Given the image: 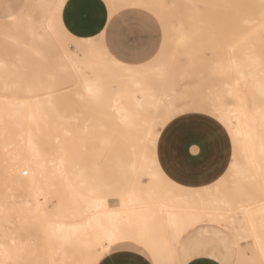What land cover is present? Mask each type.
I'll return each instance as SVG.
<instances>
[{"label": "rangeland", "instance_id": "1", "mask_svg": "<svg viewBox=\"0 0 264 264\" xmlns=\"http://www.w3.org/2000/svg\"><path fill=\"white\" fill-rule=\"evenodd\" d=\"M105 1L109 16L122 8L137 6L152 13L161 25L162 45L158 54L149 63L131 65L136 67L137 72L125 73L123 69L130 64L121 62V67L111 62L108 57L114 56L103 44L102 36L94 37L93 42H85L75 38L84 35L70 36L66 33L65 27L59 26L63 24L59 18L60 12H53L48 6L40 4L42 0H0V57L16 63L17 66L15 63L14 66L18 74L10 76V79H15L16 75L20 79L17 85H10L6 91L1 89L3 86L0 83V95L7 98L2 101H11L13 96L15 100L28 98L33 101L29 98L34 96L35 101L37 97H42L44 102L45 94L50 91L54 96L53 102H58L53 104L59 108L63 106L59 111L62 120L58 116L53 118L60 120L59 129L51 130L48 134H51L54 144H65L67 177L70 181L66 187L60 178L42 183L39 186L42 190L36 194L35 187L20 186L0 176L1 239L14 237V245L25 241V246L36 251L44 264H65L61 256L52 258L48 255L50 248L52 251L57 246L51 243L43 226L49 221H84L90 214L85 200L95 198L101 201L96 213L111 209L123 212L125 228L136 232L141 220H146L152 229L149 239L140 241L143 244L150 246L158 243L162 246L172 231L167 219L173 214L178 221L191 222L178 245L179 258L198 253L197 256L211 257L217 264H264V151L260 168L251 166L248 176L237 171L239 163L250 165L247 164L249 158L245 157L242 143L235 140L219 112L220 103L231 104L233 108L238 104L242 106L241 110H249L253 118L259 121L263 119L264 91L256 90L251 76L247 78L246 68L240 70L233 63L246 62L249 53L259 55V65L254 68L253 74L258 72L264 87V0ZM141 1L145 2L144 6ZM10 5L15 10H24L22 23L25 26L38 25L44 15L55 16L56 31L36 43L42 55L27 50L22 55L23 51L18 46L1 35L2 30L14 27V22L4 17V8ZM23 27H20L21 31ZM30 39L25 36V40ZM17 52L21 54L20 62L16 61L20 60ZM66 52L78 56L82 73L73 69L63 71L61 63ZM22 60L29 64L23 62L26 64L23 67ZM32 60L36 63L33 64ZM91 61L93 63L89 66L87 63ZM22 67H27L32 76L38 73L34 74L37 79ZM4 70L6 68L1 71ZM86 70L98 74L102 70L100 76L107 85L104 86L105 90L102 86L101 96L108 93L106 97L102 96V100L101 96L94 101L93 98L77 95V92L85 93L83 79L87 76ZM25 72L30 75V80ZM107 72H110L109 76ZM2 73L5 77L6 72ZM98 74L95 73L100 77ZM111 74H116L115 80H110L114 78ZM243 75L245 77L240 82ZM237 77H241L239 83ZM102 78L99 81L103 85ZM20 81L21 85L28 84L29 87L32 82L34 91L28 93L27 87L24 89L19 85ZM226 83H231V87ZM118 92L121 97L118 103L133 114L137 113L133 118L140 114L141 120L139 116L137 121L134 118L132 123H122L116 118L115 110L110 105L116 96L114 93ZM9 96L11 98L8 99ZM237 113L242 120L247 118ZM194 118L200 119L201 131L210 148L222 151L225 156L224 167L217 179L198 188L184 187L168 177L157 156L161 132L170 128L173 122ZM28 126L26 124V129ZM63 126L70 131L67 133L60 129ZM259 133L264 136V126H260ZM23 134L28 133L24 130ZM57 135L61 136L55 139ZM240 139L246 141L242 136ZM56 149L61 151L60 147ZM44 150L49 148L45 147ZM59 152L55 153L56 157ZM144 158L150 164L147 171H141L136 165L138 160ZM153 161L155 163L151 164ZM152 169L158 171L157 179H152L148 174ZM24 173L25 177L29 175ZM104 218L107 220V217ZM126 242L145 251L144 247L130 240L118 244ZM238 243H241V247Z\"/></svg>", "mask_w": 264, "mask_h": 264}, {"label": "bare ground", "instance_id": "2", "mask_svg": "<svg viewBox=\"0 0 264 264\" xmlns=\"http://www.w3.org/2000/svg\"><path fill=\"white\" fill-rule=\"evenodd\" d=\"M143 2H142V4L144 6L145 2L144 3ZM65 3H66V0H54V1H49V2H41L40 4H42L44 6H48V8L50 10H52L53 12H55V11L61 12ZM23 11L24 10L20 9L14 13H11L7 17H5L7 20L14 22V25H13L14 27L13 28L7 27L6 29L2 30L1 35H3L8 40V42L12 41L14 43V45L18 46L19 50L23 51L22 55H24V52H26L24 50L31 51V52L36 53L38 55L39 54L42 55V50L36 46V43H38V41L43 39L45 36H49L56 31L57 25L55 22V16L54 15H52V16L44 15L39 20L38 25H36V26L35 25L34 26L26 25L25 26L22 23L23 22L22 21ZM59 26L61 28L65 27L64 23L63 24L60 23ZM20 27H23V31H21ZM263 29H264V27H263ZM100 33H102V32H100ZM25 36H29L31 39L25 40ZM100 36H102V35H100ZM94 37L95 36H92V35H84V36L75 37V38H77L81 41H85V42H93ZM244 37H246V36H244ZM254 38H255V36H254ZM259 38L261 39L260 36H259ZM181 39H182V37H181ZM13 43H12V45H13ZM97 53H99V52H97ZM18 54H20V52H17V55ZM104 54H106V53H104ZM263 54H264V52H263ZM18 58H20V60H16V61L20 62L21 61V54L19 55ZM40 58L42 59L43 57H40ZM108 58H110L111 62H113L114 64L120 65L122 67V65H121L122 61H120L119 59H117L115 57H113V58L108 57ZM259 59H260L259 55L249 53V55H247V61L246 62L240 63L239 61H234L233 65L235 66V68H238L240 70L241 69L245 70V68H246L245 73L247 72V74H248L247 78L249 79V77L251 76L250 79L252 80V82H254L256 90L262 92V91H264V87L262 86L260 77L258 76V72H254V74H253L254 68L257 65H259ZM63 60L64 61L61 63V66L63 67V71L68 70V69H73V70H77V71L81 72V70H83L82 66H81V61L78 58V56H76L75 54H72L70 52H66L63 56ZM110 60H109V62H110ZM97 61H99V60H97ZM23 62L27 63V61L22 60L21 63L23 64ZM14 63L15 62H13V61L8 62L3 57H0V83L2 84L1 86H3V87H1V89L3 88L5 91L7 88L10 87V85H13V84L17 85V83L20 80V79L18 80L17 75L15 77V79L17 78L16 79L17 81L14 78H13L14 80L10 79V76L12 77V75L15 76L16 73L18 74V72L16 71L18 69H16L17 67H15L17 65L15 63V66H14ZM21 63H19V65ZM34 63H36V62L33 61V64ZM92 63H93V61H91L87 64L89 66H91ZM99 63H101V61L98 62V64ZM27 64H29V62ZM24 65L26 66V64H23V67H24ZM30 65H32V63ZM11 67H13L14 69ZM33 67H34V65H33ZM86 67H87V65H86ZM5 68H6V71L5 70L1 71ZM7 68H9L8 70H11V71H7ZM29 68H32V67H29ZM101 68H102V65H101ZM20 69H21V65H20ZM26 69H27V72L30 74L29 69L27 67H26ZM26 69H24V70H26ZM105 69H104V71H105ZM39 70H41V69H39ZM123 70H125L124 71L125 73L126 72H129V73L137 72L136 67H133L131 65L125 66V69H123ZM32 71H31V73H32ZM69 71H68V73H69ZM101 71H99L100 73L98 74V72L86 70L87 76H86L85 72L83 73L86 76L83 79V83H84L83 88H84L85 93L77 92L78 93L77 95H79V97L87 96V97L93 98L94 101H95V99L99 100V97L101 96V93H102V86L105 90L104 86L107 85V83L105 84V82H104L105 80H103L102 76H100ZM108 71H110V70H108ZM2 72H6L5 77H3ZM21 72H23V71H21ZM37 72H38V70H37ZM23 73H21V74H23ZM95 73L98 74L102 78L101 81H103V85L99 81L100 77L96 76ZM105 73H106V71H105ZM109 73L107 72V75ZM240 73L244 74L243 71H240ZM25 74H26V72H25ZM25 74H23V75H25ZM34 74H33V76H34ZM36 74H38V73H36ZM30 75H27L29 78L28 80H30V77H29ZM111 75L114 78L110 79V80H115L116 74L115 75L111 74ZM33 76L31 75L32 78H33ZM41 76H44V75H41ZM245 76H246V74H245ZM245 76L243 75L242 78L237 77L236 80L238 81L241 78V80H240V82H241ZM139 77H141V76H139ZM23 78L25 79L24 76H23ZM34 78L37 79V77H35V76H34ZM226 79H224V82H226ZM38 81H39V79H38ZM46 81H47V79H46ZM121 81H122V79H121ZM237 81H235V83ZM39 82H41V81H39ZM39 82H38V84H42ZM243 82H245V81H243ZM26 83L27 82H25V84ZM45 83L46 82H43V84H45ZM137 83H139V82H137ZM237 83H239V81ZM237 83H236V85H237ZM29 84H30V87L28 84H26L27 86H25L24 84H23L24 86L21 85V81L19 83V85H21V87H23V88L27 87L26 91L28 93H30V92L34 91V88L32 87V82H30ZM227 84L228 83H226L225 85H227ZM230 84H228V85L230 86ZM236 85L232 86V88L235 87ZM16 87H18V86H16ZM16 87H15V89H16ZM11 89L13 90V88H11ZM24 89H22V90H24ZM17 90H19V89H17ZM22 90H19V91H22ZM47 90H50V89H48V87H47ZM112 90L114 91V89H112ZM27 92H25V93H27ZM45 95H46V97L44 96L45 97L44 102L46 101L47 105L44 104L42 97H37L36 101H35L34 96L30 97L29 99H33V101H34L33 102L32 100H28V98H25L23 100H22V98H21V100H17V99L15 100L14 99L15 97L12 95L13 100L10 101L9 98H11V96H9L8 97L9 100L3 102L2 100H4L5 98H3L0 95V170H1L0 176L5 180L8 179L10 181H13L17 185H20V186H22V185L33 186L36 188L35 189L36 194H39L40 191L42 190L39 187L42 183L44 184V183L52 182L56 178H60L61 180H63L65 182L66 185H63V186L66 187V186L70 185V181L68 180V177H67V168H66L67 164H66V158H65V155H66L65 152L66 151L64 150L65 144L64 143L59 144V145L54 144L53 141H51V137H52L51 134L50 135L48 134L51 130L59 129L60 120H58V118H56V119H53V118H54V116H56V117L58 116L59 118L61 117V115L59 114L60 113L59 111L61 110L60 108H62L63 106L59 108V106H56L57 104L54 105L55 103H58V102H56L57 100L55 101V103L53 102L54 96L50 93V91L48 94H45ZM103 95H104V93H103ZM106 95H104V96L106 97ZM114 95H116V96L114 97L113 102L111 103L110 107L113 108V111L115 110V113L117 116V117L116 116L115 117L119 121L121 120L120 122H122V123L123 122L124 123H129V122L132 123L134 121V120L132 121V119H134V118L137 121L139 119L138 117L140 116V114H138L139 116H135L133 118V116L137 115V113L133 114V112L128 110L124 105L118 103L119 100H121L120 99L121 97L119 96L120 95L119 92L117 94L114 93ZM102 96L100 97V99L102 98ZM107 98H108V96H107ZM26 99H27V101H25ZM30 101H32V102H30ZM61 103H63V102H61ZM65 103L66 102H64L63 104H65ZM230 105L225 104L224 102L220 103L219 112L221 113L222 118L228 123V126H229L231 132L233 133L235 140L240 141V143H242L241 149L244 150L245 157L249 158L247 164H250V165L244 166L243 164L239 163L236 170L241 171V174L248 176V174H249L248 170L251 169V166H256L257 169L260 168L259 165L261 164V160L263 159L262 158V151H264V136H261V134L259 132H260V126H264V114H263L262 121H259L255 118H253L252 114L250 112H248L249 110L248 111H246L244 109L241 110V108H240L241 105H238V104L234 105L235 108H233V106H230ZM242 105H244V103ZM172 106H173V103H172ZM111 108H110V110H111ZM158 108H159V106H158ZM216 109H218V107ZM237 112H239L240 115L246 116L247 120L246 119L242 120L241 117L238 116L239 114ZM52 113L55 115L50 116V115H52ZM238 117L240 119H238ZM145 118H142L143 121L145 120ZM140 120H141V116H140ZM26 124H27V126L30 125L27 127V129H26ZM117 125H119V124H117ZM60 129H62L63 131H66L67 133L70 131L69 129L65 128V126H63V128H60ZM24 130L27 131V133H28L27 135L23 134ZM60 136L57 135V136H54V138L57 139ZM240 136L244 137V139L246 141L241 140ZM243 142H247V144L244 145ZM56 143H57V141H56ZM45 147L49 148V150L45 151L44 150ZM59 147L61 148L60 152L56 149ZM57 152H59L58 157L55 156V153H57ZM142 156H144V155H142ZM153 163H155V162L153 161L151 164H153ZM136 165L139 167V169H141V171L142 170L147 171L150 164H149V162L146 161V158H144L143 160H138ZM24 170H26V171H24ZM23 173L24 174L29 173V175L25 177V176H23ZM148 174H150L152 179H154V178L157 179L159 176V173L156 169H152V171L149 172ZM246 176H243V177H246ZM262 178H263L262 180H264V174L262 175ZM58 181H57V183H58ZM66 191H68V190H66ZM60 192H61V190H60ZM73 192H76V191L73 190ZM58 194H60V193L58 192ZM75 195L80 197V194L77 192L75 193ZM163 200L165 201V199H163ZM85 201H87L86 207H88L90 214L87 216V218L84 221H82V220H73L71 222H66L63 220L49 221V222H47L46 226H43V227H46L45 230H46V233H47L48 238L50 239L51 243L57 246L52 251H51V248L48 251V255L51 256L52 258L55 256H61L60 255L61 243L65 239H67L71 236L77 235L78 233L79 234L82 233V234L90 236L94 241H96L97 243H99L102 246L103 252L106 249L108 250V248L114 242H116L118 239H120L122 237V236H120V233H121V230L123 228H125L123 223H122V220H124L123 218H125V215L123 212L116 210V209H111L105 213L101 212L98 214V213H96V209H98V207L101 205V201L98 199H95V198H92L91 200H85ZM13 203H17V202H13ZM24 203H28V201H25ZM76 215H78V214H76ZM76 215H75V218H78V216H76ZM79 217H80V215H79ZM103 217H107V220H105V218L103 219ZM167 222H168V226L170 225L169 227L172 228V231L170 232V235H171L170 240L174 244L177 243L180 235L186 230V228L191 223V222H185V221H178L177 217L173 214L168 216ZM140 224H141V226L138 227L139 230L137 229V231L135 232V235L131 234L128 237L134 238L138 241H147L149 239V234H150L152 228L150 229L146 220H141ZM257 224H258V222H257ZM2 228L3 227L0 226V264H44L43 263L44 261H40V259H39L40 255H36L37 254L36 251L25 246L26 245L25 241L21 240L18 242V245H17V243H16V245H14V244H12L13 241H15L14 237H10L9 240L1 239ZM44 235H46V234H44ZM238 244H240V247H241V243H238ZM258 245H259V243H258ZM173 247H174V245H173ZM172 249H174V248H172ZM174 251L175 250H173V253H174ZM52 255H54V256H52Z\"/></svg>", "mask_w": 264, "mask_h": 264}, {"label": "crops", "instance_id": "3", "mask_svg": "<svg viewBox=\"0 0 264 264\" xmlns=\"http://www.w3.org/2000/svg\"><path fill=\"white\" fill-rule=\"evenodd\" d=\"M49 1L54 0H42ZM16 11L10 5L4 8V17ZM108 14L105 0H66L59 18L70 36L102 35L107 50L123 63L141 65L156 57L162 45V29L152 13L141 7L129 6L111 16ZM133 28L138 35L136 44L121 43L120 37ZM200 124L198 118L173 122L170 128L161 132L158 141L157 156L163 171L184 187L198 188L211 183L225 164L222 151L210 148ZM131 234L135 235V231L123 228L122 237L103 252L102 246L90 236L78 233L61 243L60 255L65 264H217L211 257L197 256L198 253L179 258L177 250L184 232L175 244L169 233L162 246L158 243L143 244L128 237ZM124 240L136 242L145 251L135 248L131 242L118 244Z\"/></svg>", "mask_w": 264, "mask_h": 264}, {"label": "snow or ice", "instance_id": "4", "mask_svg": "<svg viewBox=\"0 0 264 264\" xmlns=\"http://www.w3.org/2000/svg\"><path fill=\"white\" fill-rule=\"evenodd\" d=\"M138 39L137 31L135 28L131 29L130 31L126 32L120 37L121 43H126L129 46H133L136 44Z\"/></svg>", "mask_w": 264, "mask_h": 264}]
</instances>
